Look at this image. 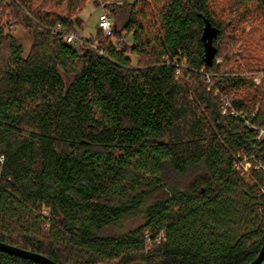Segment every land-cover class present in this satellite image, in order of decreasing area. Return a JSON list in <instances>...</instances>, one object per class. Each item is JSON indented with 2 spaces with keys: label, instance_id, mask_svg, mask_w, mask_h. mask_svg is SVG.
Returning <instances> with one entry per match:
<instances>
[{
  "label": "trees",
  "instance_id": "1",
  "mask_svg": "<svg viewBox=\"0 0 264 264\" xmlns=\"http://www.w3.org/2000/svg\"><path fill=\"white\" fill-rule=\"evenodd\" d=\"M213 1L109 4L114 34L97 25L73 44L54 29L76 33L88 0H0V241L59 264L258 256L264 0H232L253 7L249 29ZM206 19L219 29L211 65ZM10 24L31 33L27 55ZM0 264L43 263L0 250Z\"/></svg>",
  "mask_w": 264,
  "mask_h": 264
},
{
  "label": "rangeland",
  "instance_id": "2",
  "mask_svg": "<svg viewBox=\"0 0 264 264\" xmlns=\"http://www.w3.org/2000/svg\"><path fill=\"white\" fill-rule=\"evenodd\" d=\"M134 1L135 0H127L126 2L131 3ZM213 9L218 17H221L222 19L223 18L231 19L234 21V25L237 24L238 26H246V28L249 29L250 24L247 23V20H245L248 19V17H250L251 9H253V7L252 6L250 7L249 4L235 3L232 0H214ZM100 13H101V8L99 7L98 2L96 0H88L85 8L80 10L79 16L83 20V22L81 26L76 25L75 27V30L77 31L76 33L84 38H91L92 36H94L97 27L98 16ZM6 29L10 30L11 32L14 33V35H16L18 42L21 43L22 46L24 47V54L27 55L30 52L31 43H32L31 33L20 26L12 25V24L8 25ZM234 34L239 35L241 37V34L237 33V31H234ZM259 76L260 75H256L254 78L255 82L258 84H260L261 82ZM243 165L244 167H242V169L244 171H248L251 168V162L247 160H245ZM170 180L171 182L174 183L176 182L180 185H184L185 182H187V177L171 176ZM141 220H142V216L140 214L128 217L124 219L116 227V229L117 230L130 229L140 224Z\"/></svg>",
  "mask_w": 264,
  "mask_h": 264
},
{
  "label": "water",
  "instance_id": "3",
  "mask_svg": "<svg viewBox=\"0 0 264 264\" xmlns=\"http://www.w3.org/2000/svg\"><path fill=\"white\" fill-rule=\"evenodd\" d=\"M218 33H219V29L214 25H212L209 19H206L202 40L205 44V61L207 65H211L213 63V59L217 53V48L214 46L213 40L218 35ZM0 250L15 255H19L24 258H29L41 262L43 264H59L40 253L31 250H26L20 247H16L2 241H0ZM263 261H264V245L262 246L258 256L253 261L246 264H262Z\"/></svg>",
  "mask_w": 264,
  "mask_h": 264
},
{
  "label": "built area",
  "instance_id": "4",
  "mask_svg": "<svg viewBox=\"0 0 264 264\" xmlns=\"http://www.w3.org/2000/svg\"><path fill=\"white\" fill-rule=\"evenodd\" d=\"M99 7L101 8V13L98 16L97 25L103 31L106 36H112L114 34V17L110 10L108 9L109 4H123L127 0H96ZM54 32H61L64 35L65 39L69 43L73 44H87L88 42L84 37H81L75 32H65L63 26L58 24L54 29ZM103 53V50H100ZM257 138L264 139V127L256 128ZM240 167V166H239ZM244 167V165H242ZM241 167V168H242ZM148 243H151L149 236L147 235Z\"/></svg>",
  "mask_w": 264,
  "mask_h": 264
}]
</instances>
